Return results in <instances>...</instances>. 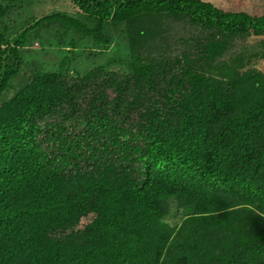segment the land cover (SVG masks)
I'll use <instances>...</instances> for the list:
<instances>
[{
    "label": "trees",
    "instance_id": "obj_1",
    "mask_svg": "<svg viewBox=\"0 0 264 264\" xmlns=\"http://www.w3.org/2000/svg\"><path fill=\"white\" fill-rule=\"evenodd\" d=\"M71 1L83 19L50 14L14 34L0 7V98L48 26L103 46L110 25L125 34L106 63L33 70L0 105V264H264V73L251 66L264 40L227 57L264 37V16ZM160 17L191 34L168 25L174 41L150 49Z\"/></svg>",
    "mask_w": 264,
    "mask_h": 264
},
{
    "label": "rangeland",
    "instance_id": "obj_2",
    "mask_svg": "<svg viewBox=\"0 0 264 264\" xmlns=\"http://www.w3.org/2000/svg\"><path fill=\"white\" fill-rule=\"evenodd\" d=\"M212 3L215 7L224 12L247 13L251 16H264V0H203ZM0 7L6 10L5 22L9 27V31L18 33L24 30V26L38 19L56 13H66L67 15L83 19L80 16L78 8L71 0H0ZM176 26L172 32L173 36H179L183 33L187 37L191 34V25L185 21H175L169 17H160L156 21L146 24L148 30V46H159L161 43L173 42L174 40L167 35H162L168 30L169 26ZM183 26V31L181 30ZM108 28L113 39L108 45L103 46L96 41L89 39H80L71 30H66L60 25L48 26L46 30L40 31L33 39V45L24 48L25 61L30 64L34 60L32 69L24 68V72L19 75L13 82V89L4 97L0 98V105L3 101L11 98L22 87H24L32 79V71L36 69L55 70L60 67L61 62L71 61L72 64H66L64 72L70 76L84 75L87 71L100 64L106 63L114 51L120 47H124V35L120 27ZM115 36V39H114ZM145 39V38H144ZM261 38H246L245 41H236L235 44H229L227 57L231 58L240 52L245 45L253 47L255 44L261 43ZM245 42V43H244ZM119 45V46H117ZM141 47V45L139 46ZM162 48L155 47V51H161ZM262 51V50H260ZM259 51V52H260ZM169 53V51H167ZM252 68L264 73V59H254L251 62ZM113 67V66H112ZM249 67V66H248ZM113 68H119L115 66ZM30 70V71H29ZM23 71V70H22ZM175 220H173L174 222Z\"/></svg>",
    "mask_w": 264,
    "mask_h": 264
}]
</instances>
